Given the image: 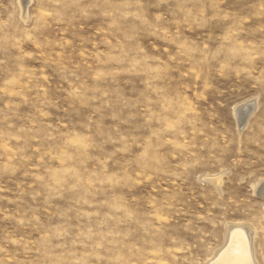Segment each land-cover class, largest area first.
Segmentation results:
<instances>
[{
  "label": "rangeland",
  "instance_id": "obj_1",
  "mask_svg": "<svg viewBox=\"0 0 264 264\" xmlns=\"http://www.w3.org/2000/svg\"><path fill=\"white\" fill-rule=\"evenodd\" d=\"M23 2L0 0V264H206L240 223L264 264V0Z\"/></svg>",
  "mask_w": 264,
  "mask_h": 264
},
{
  "label": "bare ground",
  "instance_id": "obj_2",
  "mask_svg": "<svg viewBox=\"0 0 264 264\" xmlns=\"http://www.w3.org/2000/svg\"><path fill=\"white\" fill-rule=\"evenodd\" d=\"M28 2L29 0H24L23 2L21 7L23 14L27 11L24 7H26ZM245 102L247 103V101ZM246 103L243 102L233 109L238 126L243 124L241 116L250 107V105ZM207 181H209L212 186L220 189L222 177L221 175L213 176ZM253 188L254 192H257L264 200V180L254 185ZM226 227V234L222 246L213 253L214 255H212L206 264H260L255 255V246L253 244L255 232L253 227L245 223L229 224Z\"/></svg>",
  "mask_w": 264,
  "mask_h": 264
}]
</instances>
